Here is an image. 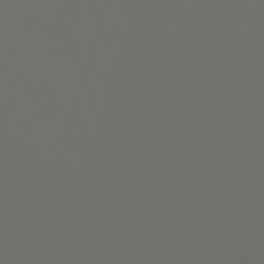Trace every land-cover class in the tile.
<instances>
[{
  "label": "water",
  "instance_id": "95a60500",
  "mask_svg": "<svg viewBox=\"0 0 264 264\" xmlns=\"http://www.w3.org/2000/svg\"><path fill=\"white\" fill-rule=\"evenodd\" d=\"M0 264H264V0H0Z\"/></svg>",
  "mask_w": 264,
  "mask_h": 264
}]
</instances>
